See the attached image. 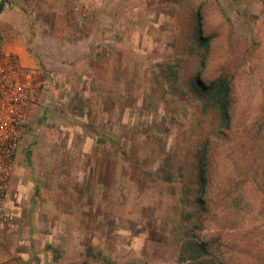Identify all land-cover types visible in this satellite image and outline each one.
I'll use <instances>...</instances> for the list:
<instances>
[{
    "label": "rangeland",
    "instance_id": "obj_1",
    "mask_svg": "<svg viewBox=\"0 0 264 264\" xmlns=\"http://www.w3.org/2000/svg\"><path fill=\"white\" fill-rule=\"evenodd\" d=\"M77 6L91 11L81 25ZM1 12L23 24L41 86L2 264H264V0H0ZM62 35L76 41L66 56L90 59L56 77L45 60ZM202 38V80L229 79L227 124L190 89ZM192 243L206 249L194 260Z\"/></svg>",
    "mask_w": 264,
    "mask_h": 264
},
{
    "label": "built area",
    "instance_id": "obj_2",
    "mask_svg": "<svg viewBox=\"0 0 264 264\" xmlns=\"http://www.w3.org/2000/svg\"><path fill=\"white\" fill-rule=\"evenodd\" d=\"M41 3L44 0H23ZM78 25L90 13V8L75 7ZM40 83L34 71L21 67L17 56L5 52L0 41V227L9 219L5 198L20 139L21 127L37 100Z\"/></svg>",
    "mask_w": 264,
    "mask_h": 264
},
{
    "label": "crops",
    "instance_id": "obj_3",
    "mask_svg": "<svg viewBox=\"0 0 264 264\" xmlns=\"http://www.w3.org/2000/svg\"><path fill=\"white\" fill-rule=\"evenodd\" d=\"M56 6V10H53L54 14H56V21L58 22V24L63 23V27L65 28L66 26H68L66 17H65V9H63L64 7L62 5L59 4L58 5H54ZM4 14V12L0 13V19H2V15ZM51 14V13H49ZM53 20H51L50 15L44 17L42 20V25L46 22L48 23L47 26V33H50V29H52L51 25L52 22H55V18L53 15ZM10 21L11 23H5L6 21ZM1 21V20H0ZM3 22L0 23V29H2L4 31V35H0V41L2 43V47L5 50V52H10L13 53L17 56L19 63L21 65V67H23L24 69H28V70H33L35 71V69L38 68V60L35 56V51L31 50L30 47L25 46V43L22 45V43L20 42L19 39V34L22 36L23 38V34H21V32H25L24 31V26L22 23H19L18 21H16L14 18H7L6 20H2ZM5 24H8L7 26H5ZM8 27V28H7ZM9 28H12L14 30V32H10L9 33ZM69 29V28H68ZM28 40H30V38H27ZM64 41V43H63ZM67 42H71L74 43L76 41H73L71 39H66V36L62 35L61 39H57V44L59 46V53L56 56H54L51 60L50 59H46L45 63L51 64V67L54 68L55 71H53V74L56 75V77H60L62 76L61 72H66L68 70H71L73 68H75L78 64L81 63V61L88 63L89 59L88 55L90 54V52L87 53L86 57L84 59V57H71V56H66V53L68 54L69 52H66V43ZM69 45V44H67ZM50 46V45H49ZM30 49V50H29ZM41 50V49H40ZM64 50V51H63ZM44 52V51H43ZM57 62V63H56ZM79 71V69L75 72L77 73ZM74 74V73H73ZM70 75V74H68ZM76 76V75H75ZM65 77H67V73H65ZM0 264L1 261H0Z\"/></svg>",
    "mask_w": 264,
    "mask_h": 264
},
{
    "label": "trees",
    "instance_id": "obj_4",
    "mask_svg": "<svg viewBox=\"0 0 264 264\" xmlns=\"http://www.w3.org/2000/svg\"><path fill=\"white\" fill-rule=\"evenodd\" d=\"M198 32L201 33V27L198 25ZM200 49L199 53V63L197 67L196 74L194 75V80L191 82L190 89L195 91L197 95L203 99L204 103L210 104L211 106L217 107L220 111V118L222 121L229 122L228 109L230 106V84L229 79L224 77H219L216 79H211L203 81L201 78V72L205 65V58L209 50V41L206 38L200 39L198 43ZM174 75V73H172ZM171 74V75H172ZM198 183L200 185V191L197 196V201H201L203 187L205 184L204 171L199 169L198 171ZM195 248H201V251H194L190 255V259L194 260L198 258L199 255H202L206 251L204 246H198L195 243H192Z\"/></svg>",
    "mask_w": 264,
    "mask_h": 264
}]
</instances>
